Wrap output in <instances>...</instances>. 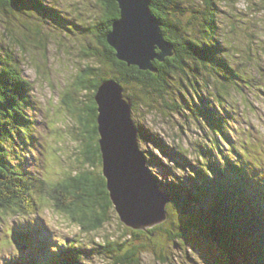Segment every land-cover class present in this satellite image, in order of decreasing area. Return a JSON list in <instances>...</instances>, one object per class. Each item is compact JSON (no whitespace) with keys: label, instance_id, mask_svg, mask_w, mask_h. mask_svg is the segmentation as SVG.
Returning <instances> with one entry per match:
<instances>
[{"label":"trees","instance_id":"obj_1","mask_svg":"<svg viewBox=\"0 0 264 264\" xmlns=\"http://www.w3.org/2000/svg\"><path fill=\"white\" fill-rule=\"evenodd\" d=\"M149 1L150 11L159 21L161 33L172 49L163 60L152 61L153 70L144 71L118 60L115 50L107 43L112 23L120 17L116 0H98L101 19L96 25L88 21L87 26L64 24L65 17L44 5L42 0H0V9L34 12L41 18L44 15L54 30L65 26L62 32H66L68 39H72V28L90 36L94 34L102 48H96L92 52L95 55L91 53L92 46L87 45L90 50L84 48V55L87 57L90 52L98 66L85 68L75 81L76 87L68 90V97L63 101L86 136L82 154L88 169L80 168L67 175L58 183L57 191L48 193L55 201L54 206L76 220L85 232L99 230L108 222L110 211L115 210L102 169H98L102 167V154L94 97L103 81L119 83L132 100L134 110L140 107L180 113V106L189 109L207 140L198 146L199 161L192 165L185 153L183 157L134 121L139 127L140 143L154 144L160 150L169 149L167 157L179 169L186 170L182 177L170 180L169 175H174L171 168L145 151L148 162L151 159L163 171L164 179L155 178L161 189L170 194L167 219L144 231L134 230L131 239L107 238L90 249L75 241H58L52 245L36 223L21 224L15 229L8 227L0 249L19 244L29 248V252L26 256L17 254L5 259V264H92L93 259H99V264H142V255L153 252L158 262L167 264L163 244L159 252L152 245L156 239H163L164 245L169 243V248L184 249L192 240L198 249L213 245L225 258L219 264H264V154H261L264 146L259 152L252 147V138L246 139V134L238 139L237 133L242 130L238 132V127L234 128L233 109L216 107L227 101L230 88H239L238 82L244 83V73L234 66L233 53L229 52L231 48L238 50L235 43L239 38L234 36L239 35L238 27L231 25L230 35L223 28L220 3L225 4V0ZM231 1L235 4L237 0ZM43 19L41 22H45ZM38 34L42 35L37 43L43 47L49 35L42 31ZM60 37L64 38L62 33ZM156 53L160 50L156 49ZM18 68L12 59L0 61V224L12 214L23 218L37 214L40 198L46 196L48 187L44 178L33 176L26 165L21 166L19 146L15 148L19 140L25 147L36 150L33 135L37 133L35 119L28 113V106H32V89L27 87L29 81L20 75ZM92 75L91 81L88 78ZM196 76H199L198 102L189 99L186 90L197 86ZM202 88L208 95L201 93ZM76 90L80 98L91 92L88 105L79 107L80 103L73 97ZM176 98L181 101L180 105ZM231 134L237 137L234 139ZM201 244H205L204 247ZM211 249L214 253L213 247ZM187 259L191 264H198L190 257ZM215 259L218 258H214V262Z\"/></svg>","mask_w":264,"mask_h":264},{"label":"rangeland","instance_id":"obj_2","mask_svg":"<svg viewBox=\"0 0 264 264\" xmlns=\"http://www.w3.org/2000/svg\"><path fill=\"white\" fill-rule=\"evenodd\" d=\"M42 3L56 9L65 17L64 24L69 26L75 23L87 26L88 21L96 25L102 15L98 0H42ZM233 4L231 0H225V4L220 3L222 11L220 18L223 19V28L227 30L228 35L232 34L231 25L235 24L238 27L239 35H234L236 39L239 38L235 43L238 50L231 48L229 52L233 53L234 66L244 73L242 74L244 83L238 82L239 88H230L227 101H224L222 106L216 104V107L232 108L236 121L234 128L238 127V132L242 130L241 133H237L238 139H242L246 134V139L248 136L249 139L252 138V147L261 152V146H264V0H237L232 8ZM42 18L45 22H41ZM42 18L34 12L0 9V61L4 63L12 59L19 65L20 75L29 81L27 87L32 89L33 98L32 106H28V113L36 122L34 129L37 133L32 135L36 137L35 143L39 151L33 160V174L44 178L48 185L46 196L40 198L41 206L37 214L25 218L12 214L5 223L0 224V241L5 237L8 227L15 229L16 226L27 225L32 220L36 221L51 242L56 243L59 240L82 242L83 246H89L90 249L107 238L131 239L134 230L120 221L115 210L110 211L108 222L99 230L87 233L70 215L63 213L61 208H56L55 201L48 194L53 190L57 191L58 183L67 175L78 172L80 168L88 169L82 154L86 136L82 126H78L75 117L68 112L69 107L63 104V101L68 97V90L73 91L71 89L75 86L78 75L88 66L94 69L98 66L96 58L92 55L95 53L92 52L96 51V48H102L94 34L90 36L87 32L72 28L70 34L72 39H68L66 32H62L65 26L54 30L44 15ZM38 31L49 35L43 47L37 43V38L42 35L38 34ZM61 33L64 38L60 37ZM226 37L228 38L227 35ZM231 41L234 42V39L231 38ZM87 45L92 46V54L89 52L86 57L82 51L88 48ZM98 76L101 74L98 73ZM196 77L197 86L188 87L186 93L189 99L198 102L199 96L196 93H199V76ZM88 79L92 81L94 75ZM195 88L198 89L197 92ZM201 93L208 95L203 88ZM82 95L80 98L79 90L73 95L75 101L80 103V108L88 105L92 96L90 91L87 96ZM176 100L180 105L179 98ZM180 108L182 109L180 113H176L174 110L159 112L156 109L137 107V110L133 109L132 117L146 130L157 135L166 146L179 151L182 156L185 153L187 161L194 165L197 160L199 161L198 146L207 141L206 135L189 114V109L183 106ZM231 135L234 139L237 137L235 134ZM15 148H18V144ZM140 149L152 153L161 164L171 168L174 175H169L170 180L186 174V170L179 169L173 160L167 157L169 149L160 150L154 144L143 142L140 143ZM262 150L261 154H264V147ZM28 157L30 158V155ZM148 165L155 176L164 179L160 166L151 159ZM100 168L102 169V167L98 169ZM162 244V252L169 260L167 264H191L188 257L198 264H207V261L208 264H219L224 261L216 247L208 245L198 249L195 240H192V243L188 241V246L184 249L169 248V243L164 245L163 239L152 242L158 252ZM204 245L201 244L202 247ZM5 247L7 248L4 250L0 249V264H5V259L18 253L12 244ZM211 247L214 253L211 252ZM153 253H144L142 264H164L158 262L155 252ZM216 257L218 259L214 262L213 259ZM99 262V259H93L92 264Z\"/></svg>","mask_w":264,"mask_h":264},{"label":"water","instance_id":"obj_3","mask_svg":"<svg viewBox=\"0 0 264 264\" xmlns=\"http://www.w3.org/2000/svg\"><path fill=\"white\" fill-rule=\"evenodd\" d=\"M116 2L120 17L113 21L107 43L115 50L118 60L140 70H153L152 61L163 60L171 54L172 47L150 11V1ZM94 99L98 106L102 174L120 221L137 231L163 223L167 219L170 194L161 189L149 169L147 154L139 147L140 131L132 117V100L113 80L103 81Z\"/></svg>","mask_w":264,"mask_h":264},{"label":"bare ground","instance_id":"obj_4","mask_svg":"<svg viewBox=\"0 0 264 264\" xmlns=\"http://www.w3.org/2000/svg\"><path fill=\"white\" fill-rule=\"evenodd\" d=\"M94 220V219H93Z\"/></svg>","mask_w":264,"mask_h":264}]
</instances>
